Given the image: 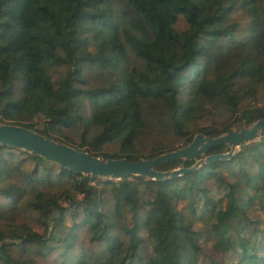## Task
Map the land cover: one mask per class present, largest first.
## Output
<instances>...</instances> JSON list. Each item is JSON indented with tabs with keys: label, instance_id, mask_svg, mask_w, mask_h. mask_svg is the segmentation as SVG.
Here are the masks:
<instances>
[{
	"label": "trees",
	"instance_id": "16d2710c",
	"mask_svg": "<svg viewBox=\"0 0 264 264\" xmlns=\"http://www.w3.org/2000/svg\"><path fill=\"white\" fill-rule=\"evenodd\" d=\"M263 117L264 0H0V123L133 161ZM260 211L264 140L161 180L0 144V264H264Z\"/></svg>",
	"mask_w": 264,
	"mask_h": 264
},
{
	"label": "water",
	"instance_id": "95a60500",
	"mask_svg": "<svg viewBox=\"0 0 264 264\" xmlns=\"http://www.w3.org/2000/svg\"><path fill=\"white\" fill-rule=\"evenodd\" d=\"M264 140V117L256 119L248 126H240L237 130H228L215 137L196 133L190 142L181 148L157 154L151 158L140 157L128 161L124 157L105 158L90 155L88 152L71 147L68 144L56 142L33 130L20 125L0 123V144L19 148L44 160L55 163L59 168L73 173L119 180L123 176L136 175L153 180H161L190 172L202 164L217 159H227L251 141ZM226 145L228 150L218 154L205 153L213 146ZM202 156V157H201ZM176 159L191 160L192 164L168 170L155 169L158 165ZM49 216L56 218L58 211L53 206L48 207Z\"/></svg>",
	"mask_w": 264,
	"mask_h": 264
},
{
	"label": "rangeland",
	"instance_id": "374dc122",
	"mask_svg": "<svg viewBox=\"0 0 264 264\" xmlns=\"http://www.w3.org/2000/svg\"><path fill=\"white\" fill-rule=\"evenodd\" d=\"M181 144V143H180ZM179 143L177 144V146L175 147V149L176 148H181L179 145H180ZM227 150H228V147H227ZM227 150H225L224 152H226ZM202 157V156H201ZM257 214V217L259 218V221H260V227H264V213L262 212V211H260V212H257L256 213ZM204 238V239H203ZM204 240H206V241H208L209 242V235H206V233H205V235H203L202 237H201V241H204ZM208 247V246H207ZM207 247H205L204 246V248H205V252L206 253H209V255H213V256H215L214 254H213V252H210V249H208Z\"/></svg>",
	"mask_w": 264,
	"mask_h": 264
}]
</instances>
